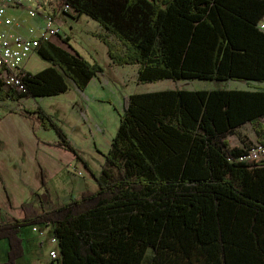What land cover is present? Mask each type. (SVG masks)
<instances>
[{"label": "trees", "instance_id": "trees-1", "mask_svg": "<svg viewBox=\"0 0 264 264\" xmlns=\"http://www.w3.org/2000/svg\"><path fill=\"white\" fill-rule=\"evenodd\" d=\"M64 1L121 40L118 53L104 38L109 57L138 64L141 82L264 81L257 27L264 0ZM68 39V48L40 39L36 51L49 63L25 70L21 89L0 78V98L53 96L70 80L83 89L106 72ZM121 106L97 189L0 223V239L8 241L0 264H16L18 228L37 223L52 225L61 264H141L148 247L149 264H195L193 256L206 264H264V158L240 160L249 144L228 141L247 122L264 131V89L171 87L127 94ZM34 112L75 150L45 110Z\"/></svg>", "mask_w": 264, "mask_h": 264}, {"label": "crops", "instance_id": "crops-1", "mask_svg": "<svg viewBox=\"0 0 264 264\" xmlns=\"http://www.w3.org/2000/svg\"><path fill=\"white\" fill-rule=\"evenodd\" d=\"M57 7L49 0H40L38 7L40 13L53 12L61 31L59 35L49 37V40L68 48L63 41L66 36L69 38L68 43L74 46L73 38L61 28L58 19L69 22L72 29L71 20H76L78 14L74 16L73 12L68 15L60 13ZM13 12L26 24L40 20L39 14L29 16L22 7L13 9ZM24 30L22 28L21 31ZM90 34L102 41L107 38L110 44L115 38L98 22L94 25V30H87L86 35ZM107 55V65H124L114 63L108 51ZM82 56L91 59L83 54ZM134 65L136 68L131 77L135 74L137 79L139 65ZM24 68L30 71L25 65ZM109 72L110 70H106L103 74L95 75L83 89L70 80L66 92L53 96L0 98V223L21 218L26 214L31 215L32 212L40 210V207L51 209L72 198H79L86 190L97 189L95 176L103 167L105 153L112 140L105 133V122L110 115L109 107L103 106L102 102L105 98L116 99V92L123 95L120 87L117 90L110 82ZM37 107L45 110L61 126L66 142L75 150L64 146L56 130L47 129L41 124L34 112ZM20 230L21 227L18 232ZM48 240L50 241V237ZM7 243L6 239H0V262L7 259ZM41 244L42 237L38 245ZM25 256L23 253L16 264L26 260ZM48 256L50 259L41 260L38 264H50L55 260L49 253Z\"/></svg>", "mask_w": 264, "mask_h": 264}, {"label": "rangeland", "instance_id": "rangeland-1", "mask_svg": "<svg viewBox=\"0 0 264 264\" xmlns=\"http://www.w3.org/2000/svg\"><path fill=\"white\" fill-rule=\"evenodd\" d=\"M74 16L78 14L77 19L71 20L72 29H70L69 22H66L64 19L59 18V22L61 24V28L66 30L70 34V36L74 40V46L81 52V54L85 55L87 58H91L90 60H97V62L102 65L105 70H110L109 72V80L117 87H120L123 95L121 96L120 92H116V99L105 98L102 105L105 107H109V118L105 122V133L113 138L116 134L118 122L120 120V112L122 111V102L123 96L129 95L133 92L138 91H152V90H161L165 88H187V89H202L207 88L213 89L218 87H223L224 89L229 88H239V89H256L262 88L264 89V81H255V79H247L244 81L228 79V80H207V79H191V78H183L178 80L173 79H162L151 82H141L136 81V76L133 74V78L131 77V73L136 68V65L124 64L120 66L111 67L107 65V46L106 44L94 37L93 35H86L87 30H94V25L98 22L89 16L83 14L82 12L72 13ZM111 45L113 49L120 53L124 51L125 45L118 38H114L111 40ZM65 47V46H63ZM91 54H94L92 56ZM94 58V59H93ZM48 63V60L41 58L38 53L33 52L30 56L25 60L24 65L30 71H37L41 69L43 65ZM119 93V95H118ZM56 122V121H55ZM264 124V120H263ZM53 129V128H52ZM68 132H71L70 130ZM76 133V131H73ZM264 139V131L262 133L257 131L256 125L253 123L247 122L241 125L240 127H236L233 132L228 135V141L230 145H237L240 147H245L250 143H255L259 140ZM36 227V231L32 228ZM19 234L23 239V253H25L26 260L18 262L17 264H38L41 260L50 259L48 256L49 250L55 249L58 251V244L55 242H50L48 239L52 235V225L45 226V224L37 223L33 225H23L21 227ZM42 231V234H39V231ZM42 237L43 244L40 246L39 240ZM1 253V250H0ZM153 256L152 248L148 247L145 250L144 258L141 264H149ZM195 264H206L201 256H193L192 257ZM49 261V260H48ZM60 257L58 254V259L53 260V264H61Z\"/></svg>", "mask_w": 264, "mask_h": 264}, {"label": "built area", "instance_id": "built-area-1", "mask_svg": "<svg viewBox=\"0 0 264 264\" xmlns=\"http://www.w3.org/2000/svg\"><path fill=\"white\" fill-rule=\"evenodd\" d=\"M54 2L58 12H71V6L64 0ZM40 0H0V78L4 86L22 88L25 73L24 62L37 50L40 39H47L60 34L53 12H38ZM24 8L29 16L40 15L38 22L26 24L13 12L15 8ZM257 27L264 32V13L257 21ZM24 28V31H21ZM264 158V142L250 143L246 152L238 157L240 160L258 161ZM36 231V227L32 228ZM42 234V231H39ZM50 242L59 245L56 235L50 236ZM58 251L52 249L49 255L57 259Z\"/></svg>", "mask_w": 264, "mask_h": 264}]
</instances>
